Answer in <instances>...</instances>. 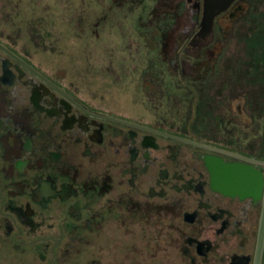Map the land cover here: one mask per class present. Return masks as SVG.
I'll list each match as a JSON object with an SVG mask.
<instances>
[{
	"label": "flooded vegetation",
	"instance_id": "1",
	"mask_svg": "<svg viewBox=\"0 0 264 264\" xmlns=\"http://www.w3.org/2000/svg\"><path fill=\"white\" fill-rule=\"evenodd\" d=\"M0 264H264V0H0Z\"/></svg>",
	"mask_w": 264,
	"mask_h": 264
},
{
	"label": "water",
	"instance_id": "2",
	"mask_svg": "<svg viewBox=\"0 0 264 264\" xmlns=\"http://www.w3.org/2000/svg\"><path fill=\"white\" fill-rule=\"evenodd\" d=\"M231 0H206L207 11L211 14L215 13L216 10L224 9Z\"/></svg>",
	"mask_w": 264,
	"mask_h": 264
},
{
	"label": "rangeland",
	"instance_id": "3",
	"mask_svg": "<svg viewBox=\"0 0 264 264\" xmlns=\"http://www.w3.org/2000/svg\"><path fill=\"white\" fill-rule=\"evenodd\" d=\"M42 58H45V59H47V60H52V59L55 58V56H53V55L51 54V51H49V52H47V53H43V54H42Z\"/></svg>",
	"mask_w": 264,
	"mask_h": 264
}]
</instances>
